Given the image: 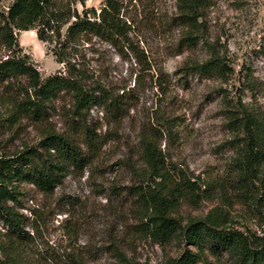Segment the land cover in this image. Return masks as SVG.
Returning a JSON list of instances; mask_svg holds the SVG:
<instances>
[{
  "label": "rangeland",
  "instance_id": "rangeland-1",
  "mask_svg": "<svg viewBox=\"0 0 264 264\" xmlns=\"http://www.w3.org/2000/svg\"><path fill=\"white\" fill-rule=\"evenodd\" d=\"M113 1L145 62L126 47L114 48L94 37L68 48L65 64L57 63L55 43L38 40L35 30L14 31V54L26 57L41 79L78 71L85 85L128 96L117 122L102 118L99 106L85 111L89 127L105 135L87 167L68 173L49 195L20 183L19 204L8 205L25 222L27 264H119L120 258L171 264L184 253L197 254L179 236L157 242L142 231V204L135 189L147 180L145 141L164 159L171 181L160 190L165 197H176L167 214L180 228L215 211L228 228L264 242L259 183H264V168L253 161L251 174L242 169L246 137L237 124L244 114L264 123V0H200L190 45L181 41L187 32L177 16L182 0ZM12 2L0 0V12ZM103 4L84 0V7L96 12ZM7 55L0 47V60ZM212 56L219 75L192 69ZM72 106L71 95L60 92L42 121L11 119L0 86V158L35 145L49 132L69 136L84 151L70 124ZM181 177L194 186L179 196L172 192V181ZM4 231L0 221V243L6 245ZM202 258L212 264L228 262L223 252L218 257L204 252Z\"/></svg>",
  "mask_w": 264,
  "mask_h": 264
},
{
  "label": "trees",
  "instance_id": "trees-1",
  "mask_svg": "<svg viewBox=\"0 0 264 264\" xmlns=\"http://www.w3.org/2000/svg\"><path fill=\"white\" fill-rule=\"evenodd\" d=\"M199 5L200 0H182L178 4V19L187 28L181 41L188 45L195 38L189 32L196 29ZM15 30H35L38 40L55 43L59 47V51H53L57 63L65 64L68 48L94 37L114 48L126 47L135 53L138 62H145L143 53L132 45L128 37L129 26L121 19L113 0H104L98 12L84 7V0H13L5 12H0V47L8 52L7 57L0 60V86L5 95V106L9 109L8 117L40 122L49 102L60 92H67L73 102L70 124L85 148L83 151L69 136L49 132L42 135L35 145L0 158V221L5 230L3 236L8 241L6 245L0 243V264H27V254L22 249L28 241V234L23 230L25 222L17 209L8 205L9 202L19 204L22 194L20 183L28 182L42 194L49 195L62 184L68 173L87 167L100 151L105 135L101 137L95 133L96 128L89 127L85 111L91 106H99L102 118L117 122L123 116L128 100L126 94L114 95L98 84L85 85L78 71L73 74L67 70L65 75L57 72L41 79L26 57L14 54L18 48ZM192 69L207 76L220 74L218 62L213 56L193 64ZM22 80L25 86H22ZM17 89L19 92L14 95ZM237 124L246 137L242 169L249 175L253 161L264 168V123L244 114ZM143 150L147 180L143 188L135 189L142 204V231L157 242L179 236L183 243L197 250V254H182L171 264H212L202 258L204 252L214 257L223 252L228 262L218 264H264L262 239L228 228L218 219L215 211L180 228L176 220L167 214L176 197L173 194L170 198L165 197L160 190L163 183L171 181L164 159L149 141L143 142ZM172 182V192H177L179 196L194 186L184 177ZM259 183L263 192L260 198L264 201V183L261 179ZM119 264L135 263L120 258Z\"/></svg>",
  "mask_w": 264,
  "mask_h": 264
}]
</instances>
